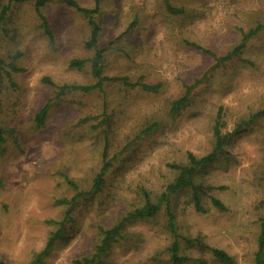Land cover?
Masks as SVG:
<instances>
[{
	"label": "rangeland",
	"instance_id": "rangeland-1",
	"mask_svg": "<svg viewBox=\"0 0 264 264\" xmlns=\"http://www.w3.org/2000/svg\"><path fill=\"white\" fill-rule=\"evenodd\" d=\"M7 2L0 57L13 56L17 69L6 67L0 81V259L29 264L61 222L39 264H75L93 254L102 229L142 207L147 192L158 212L127 220L106 264H173L168 211L183 264H256L264 220V0H100L93 46L88 18L74 6L49 0L42 7L51 41L35 0H0V7ZM98 50L101 84L63 88L98 81L91 67ZM139 79L159 86L131 85ZM183 95L188 103L171 112ZM218 115L227 141L193 174L198 201L191 185L163 196L179 172L173 165L213 149ZM104 148L111 165L93 189ZM261 258L264 264V240Z\"/></svg>",
	"mask_w": 264,
	"mask_h": 264
},
{
	"label": "trees",
	"instance_id": "trees-1",
	"mask_svg": "<svg viewBox=\"0 0 264 264\" xmlns=\"http://www.w3.org/2000/svg\"><path fill=\"white\" fill-rule=\"evenodd\" d=\"M48 1L49 0H35L34 4H35L36 12L41 19L42 27H43L45 33L49 36L50 40L52 41L53 40L52 30L49 26L47 18L45 17V15L41 11L42 7ZM60 1L66 3L70 6H74L75 8H77L79 11H81L88 18V22L91 25V36H90V40L88 41L87 44L89 46H93L97 40L99 27H98L96 21L94 20V18H93L94 16L92 14L94 12L98 11L100 0H95V5L92 8L81 6L77 0H60ZM9 8H10L9 2L1 5V7H0V25L5 20L7 14H8ZM167 8L172 12H178L179 11V9L174 8L173 6H171L169 4L167 5ZM259 27L260 26H257L255 28L251 29L248 34L254 33ZM240 47H241V45L239 44L236 47V49H234V52H236ZM228 57L229 56L227 55L226 57H221V58L216 57V59L222 60V59L228 58ZM101 58L102 57H101L100 50H98L95 53V55L91 58L92 72L98 79V81L94 85H91V86H89V85H64L63 88L67 86V87L80 88L82 90H89L93 87L99 86L101 84V81H102V78H101V74H102ZM13 59H14V57L12 56L10 61L6 62L5 59L0 57V81L3 77V73L6 72V70H5L6 67H9L13 70L17 69L16 65L12 61ZM82 62H83V60L74 59V60H71L70 64L79 66V65H81ZM124 81H126V80L124 79ZM137 84H140L144 89H147V90H157V88L159 86L157 84H148V83L142 81V79H139L136 83H131L132 86H135ZM188 101L189 100H188L186 95L180 96V97L172 100L171 106H170V111L173 113L177 112L183 106H185L188 103ZM46 110H47V107L44 106L39 111V113L36 115V120L38 122H42V120L44 119V117L46 115ZM259 114L260 113H256V114L252 115L250 117V119L257 117ZM219 119L220 118L218 115V117L216 118V121H215V126H214L215 141H214L213 149L209 153H207L206 155H203L201 157H196L192 153H188V163L173 165L178 169L179 172H178V175L175 177V179L166 186L165 192L162 193L163 196H165L171 192H175L179 188H182L186 185H191L193 187L194 198L196 199V202L198 201V198H199L198 197V191L201 190V187L199 185L194 184L193 174L198 168H203L208 162H211L212 160H214L217 157L218 152L220 150H222L224 143L227 141V135L223 134L221 131V123L219 122ZM241 125L242 124L239 123L236 126V128H237L236 130H238ZM2 140H3L2 139V127L0 126V141H2ZM110 165H111V163H110L109 159L107 158L106 148H104V150H103V164H102L98 174L96 175V177L94 179L93 186H92L93 189H99L101 187V185L103 184V182L105 180L104 176L107 173V170L110 167ZM70 184H72V186H74L71 181H70ZM74 188L76 189V186H74ZM145 198H146L145 203L142 207L136 208L132 212L127 213V215L125 217H123L121 220H119L117 223H115L111 227L102 229L101 230L102 231V237H101L99 243L96 245L93 254L90 256H83V257L75 259V264H106L105 259H104V255L108 251V249L111 247L112 243L115 242L120 236H122V232H123L124 226L126 224V221L129 220L130 218H133V217H138V218L152 217L158 212V210L160 208V203L159 202H156V203L152 202L147 192L145 193ZM212 201L216 206L223 207V205L219 201V199L213 198ZM167 223H168L169 229L174 234V240H173L171 247H170L173 264H183V261L186 259V257L181 256L178 252L179 251V241H178L179 234L176 230L173 214L170 211H168V222ZM60 224L61 225L58 227V229L56 231H54L48 237L45 247L38 253V255L29 264H39L40 263L41 256L43 254H46L49 251L51 246L54 244L56 238L60 236L61 230L63 228L61 222H60ZM263 240H264V220L262 221V229H261V234L259 237V248H258V251L256 253V264H261V260H262L261 253H262V247H263ZM210 248H211V251L213 252V254L220 261L225 262V263H231L232 262L231 256L225 250H223L221 248H217V247H210ZM0 264H6V263L0 259Z\"/></svg>",
	"mask_w": 264,
	"mask_h": 264
}]
</instances>
